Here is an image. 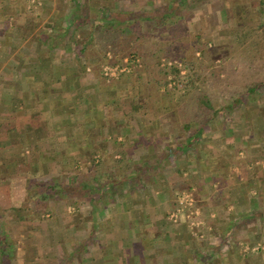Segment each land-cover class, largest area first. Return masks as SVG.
<instances>
[{
    "label": "crops",
    "instance_id": "1",
    "mask_svg": "<svg viewBox=\"0 0 264 264\" xmlns=\"http://www.w3.org/2000/svg\"><path fill=\"white\" fill-rule=\"evenodd\" d=\"M191 4L0 0V167L22 170V244L8 264H264V100L187 143L184 120L129 113L100 72L112 53L94 26ZM41 182H86L95 196L46 197ZM185 193L190 219L174 222ZM41 199L47 212L31 205Z\"/></svg>",
    "mask_w": 264,
    "mask_h": 264
},
{
    "label": "rangeland",
    "instance_id": "2",
    "mask_svg": "<svg viewBox=\"0 0 264 264\" xmlns=\"http://www.w3.org/2000/svg\"><path fill=\"white\" fill-rule=\"evenodd\" d=\"M227 2L228 0H205V2L200 3L202 5L199 4L200 6L197 9L189 10V12L185 14V17L176 25L178 28L177 32L172 31L171 33L150 35V41H160L164 38V43L169 44L172 38L177 37L174 35L187 31L188 34H185V36H187L186 40L192 39L195 35H199L206 44L207 49H209L210 54H206L203 58L201 57V59L198 53L194 54V59H198L197 63L200 64L199 60L204 63L201 65V69L197 71L202 78V80L198 82L199 84H197V87L199 90L209 94L214 106L213 108L217 112L216 114H212L210 117L211 120L204 130L214 128L215 124L218 123L216 120H224V122H226L225 120L233 121L232 114L239 113L248 103L253 102L252 100H255L254 103H257L260 99L261 101L264 100L263 45H258V43L255 45V43H253V39L257 38L256 36H248L247 39H244L243 44L235 42V37L231 32L236 33V29L239 27L233 25L229 11H227V14L230 15L229 18H227L226 13H222L225 4L228 5ZM251 3L252 2H245L243 8L247 9L251 7ZM140 12L150 14L152 10L147 11V9H144L140 10ZM197 21H199L200 24L196 25L195 23ZM240 21L243 23L242 19H240ZM148 26V23H143L133 27V30L136 29L135 31H140L141 34L148 32L149 35L151 31L147 30ZM139 27H142V30L139 29ZM102 36L108 37V34L102 33L101 37ZM132 38H134V36H131L129 39ZM119 40L120 44L117 48L108 49V52L112 53V55H110L111 57H108L106 62L103 61L100 63L101 75L106 78L107 82L110 84L117 83L118 86L122 85L120 86L121 94L122 92H126L130 98L132 93V96H136L140 99L141 96H139V93L136 94L135 91L139 92V87H141V89L146 92L147 88H149L146 83V75L143 74L138 80L139 83H137L131 73L133 69L138 68L140 62L136 59V54L133 55V53H131L132 49L127 42L128 39L121 37ZM100 44L102 43L99 42V45ZM144 47L146 52L152 51L149 41L144 42ZM172 49L176 51L175 46ZM185 55H187L188 58L193 57L192 52H186ZM173 58L172 55L169 57H162L160 59V66L165 67L166 65L174 64L181 69V63L177 60H173ZM124 73L127 74L126 77L123 76ZM185 75H187L186 70H181L180 77H186ZM186 83L187 78L176 80L174 77L167 76L166 85L163 87L162 91L166 94L168 93L167 91H170V94L174 93V97H179L184 95V85ZM255 83L260 84L258 87H254V97L252 98L250 96V100L247 104L240 105L230 112L228 111L225 115L219 113L223 107H226L225 105H227L233 93L238 91L241 92L245 86H251ZM145 94L146 96L142 97L143 109L141 108L139 111V113L144 112V114L147 113L148 109H153L154 106L151 107L152 101L156 98L161 99L160 96L156 98H147V93ZM166 98H169V94L166 95ZM173 102H176V100H173ZM147 103L149 107H147ZM184 104L188 113L198 112L196 103L192 102V99H189L186 95L183 97L181 105L184 106ZM177 108L178 107H175L173 111L167 112V114L172 118L184 120L183 112L177 110ZM175 123L173 122V124ZM218 124L220 125V123ZM240 124L241 123L236 122V128L241 127ZM0 166H2L1 163ZM19 175H22V170L16 173V171H7V169L0 167V221L2 222L0 230L6 232L16 246L22 244V177ZM180 196L177 202L178 207L170 213V219L174 222L180 221L183 217V219L186 220L190 219V213L185 214V211L192 207L193 200L191 201V199L193 196H186V193L184 196ZM31 205L33 207L34 203ZM35 220L38 219L35 218ZM16 250L17 247H15V251Z\"/></svg>",
    "mask_w": 264,
    "mask_h": 264
},
{
    "label": "trees",
    "instance_id": "3",
    "mask_svg": "<svg viewBox=\"0 0 264 264\" xmlns=\"http://www.w3.org/2000/svg\"><path fill=\"white\" fill-rule=\"evenodd\" d=\"M190 1H192L193 4H191V6H189V4L187 8H183L181 10H171L160 6L153 10L150 15L142 12L140 13L139 18H137L133 23L129 20L130 17L127 16L126 19L129 21H126L123 25L108 24V26L105 27L94 26L96 33L108 34V38L110 40L104 42V45L109 46V48H117V45L120 44L119 38L121 37L128 39L127 42L132 49L131 53H133V55L136 54L135 57L140 62L138 68L133 69L131 75L134 79H136L137 83H139L138 80L143 74H145L147 78L146 83L148 84L147 86H149L146 92L139 87V96L142 98L143 96H146L145 93H147V98H156L157 96H160L161 99L156 98L153 101V109L156 114L171 112L175 107H178L177 110L182 111L184 115V121L181 122V125L183 124L184 129L188 131L187 143H189V141H195L197 137L199 138L202 129L209 124L212 114L217 113L213 108L214 106L209 94L199 90L197 87V84H199L198 82L202 80L200 73L197 71L201 69V65L204 63H202L201 60H199L200 64L197 63L198 59H194V54L198 53L201 59V57L203 58L206 54H210L209 49H207L206 44L202 41L199 35H195L192 39L186 40L187 36H185V34H188L187 31L174 35L177 37L172 38L169 44L164 43V38L160 41H150V35L171 33L172 31L177 32L178 28L176 25L182 20V18L185 17V14L189 12V10H193L192 7L196 4H200L198 2H205V0ZM196 1L198 2L196 3ZM245 2H252L251 7L247 9L243 8V4ZM227 3L230 7L229 10L232 23L233 25L239 27L236 29V33L231 32V34L235 37V42L243 44L244 39H247L248 36H256L257 38L253 39V43H255V45L257 43L258 45L262 44L264 48V0H228ZM240 19L243 20V23H241ZM143 23L149 24L147 29L148 31H151L149 35L148 32L141 34L140 31H135L136 29L133 30V27ZM139 29L142 30V27H139ZM131 36H134V38L129 39ZM147 41L150 42L152 51L146 52L144 42ZM75 46L77 47V43H75ZM86 46L87 48L93 46V43L87 41L81 48L78 47V50L81 49L80 51H83L86 49ZM172 46L176 47V51L172 49ZM186 52H192L193 57L188 58L187 55H185ZM170 55L174 57L173 60H177L181 63V69L174 64L166 65L165 67L160 66V59L162 57H169ZM108 63L111 64L110 62ZM181 70H186V77H180ZM126 75V73L123 74L125 77ZM167 76L174 77L176 80L187 78V83L184 85V95L174 97V93L170 94V91H167L169 98H166L167 94L162 91V89L166 85ZM259 84L255 83L251 86H245L241 92L238 91L233 93V95L230 96L229 102L225 105L226 107H223L219 113H221V115H225L228 111L230 112L240 105L247 104L250 100L249 97H254V87H258ZM125 95L126 98L129 99L128 103L131 105L128 112L131 114L136 112L138 113L143 105H134V101H130L128 95ZM185 95L188 96L189 99H192V102L196 103L197 113H188L185 104L184 106L181 105ZM173 100H176V102H173ZM52 183H38L36 189H39L42 195H45L46 197L55 196L56 199H60L59 196H65L64 198H66L67 194H74V190L76 193L85 191L90 193L92 196H95L94 190L96 189L93 190L86 182H81L79 184V188L73 185L68 187L65 184ZM97 186L98 190L103 192L105 185L97 183ZM108 187L111 186L108 185ZM41 200L42 201L34 203V209H40L39 211L41 213L47 212V210L50 209L47 207V202L49 200ZM1 227L2 222L0 221V228ZM15 247L16 245L9 235L0 230V264H8L10 257L14 255Z\"/></svg>",
    "mask_w": 264,
    "mask_h": 264
},
{
    "label": "built area",
    "instance_id": "4",
    "mask_svg": "<svg viewBox=\"0 0 264 264\" xmlns=\"http://www.w3.org/2000/svg\"><path fill=\"white\" fill-rule=\"evenodd\" d=\"M191 202V201H190Z\"/></svg>",
    "mask_w": 264,
    "mask_h": 264
}]
</instances>
